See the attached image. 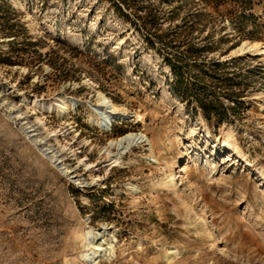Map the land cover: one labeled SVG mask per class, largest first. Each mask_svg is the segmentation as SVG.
Listing matches in <instances>:
<instances>
[{
	"label": "rangeland",
	"instance_id": "rangeland-1",
	"mask_svg": "<svg viewBox=\"0 0 264 264\" xmlns=\"http://www.w3.org/2000/svg\"><path fill=\"white\" fill-rule=\"evenodd\" d=\"M263 47L264 0H0V264H86L87 222L112 234L97 264H264ZM98 92L132 119L102 131ZM57 94L64 117L32 105ZM128 132L154 149L113 165ZM171 158L175 190L156 185Z\"/></svg>",
	"mask_w": 264,
	"mask_h": 264
},
{
	"label": "bare ground",
	"instance_id": "bare-ground-1",
	"mask_svg": "<svg viewBox=\"0 0 264 264\" xmlns=\"http://www.w3.org/2000/svg\"><path fill=\"white\" fill-rule=\"evenodd\" d=\"M117 43L122 44L123 40L119 39L117 40ZM258 48H259V42H251V43L244 42L239 48L232 50L231 53H233L232 55H234V53H238V54L246 53L247 51L258 52ZM260 53H264V47L263 49H261ZM67 100L68 98L64 94H57L54 96V100L51 103L41 102L38 99H33L32 105L42 110H48L49 112H56L59 117H64L67 111V107L65 106V104L67 103ZM71 102L73 106L75 104L76 105L78 104L77 100L76 101L71 100ZM97 107L99 111L95 112L96 115L94 117L91 115L89 119L92 123L97 124L99 128L102 129V131H106V129L102 127L103 123L105 124L106 127H108L112 122L120 123L121 121L127 118H130L129 120H131L132 119L131 117H133L135 114V112L130 111L123 106L114 104L113 101H111L105 94L100 93V92L97 93ZM32 127L33 126H30V128ZM30 132L32 133V138H33L32 140L36 142L41 141L42 138H41V135L37 133V129H31ZM108 132H110V130H108ZM191 133L194 134V131L191 130ZM108 145H109L108 147H116L118 149V153L113 154V156L109 158V162L113 165H119L120 163H122V159H121L122 155H125L124 153L126 152H131L130 150L132 146H147L146 150L152 152L154 149L155 143L149 137H147V135L144 133L137 134L133 132H128L116 139L110 140ZM42 148L45 154L49 155V159L52 160L55 165H59V167H61L59 169L63 174H65L66 176L67 175L69 176L73 173L71 172L70 169H68L69 167L65 165L64 163L65 159L63 158L62 154H57V151H55L52 146L49 147V146H46L45 144H42ZM222 148L231 149L239 156L244 155L242 154L240 149L236 146V144L234 143V141L229 135L223 138ZM145 158L148 159L149 161L155 160V162L158 163V159L155 157L153 153H151L150 158L149 157H145ZM179 162H180V159L178 158H171L169 160H165L164 164L168 168L169 174L165 177H162L156 185H158L160 188L175 190V187L177 184L174 181L173 171H174V168L179 166ZM92 166L93 164L90 163L87 166V168L89 169ZM70 179H73L74 182L77 184L85 183L84 180L79 181L77 174L71 175ZM126 188L128 191L134 193L138 189V186L134 184H128ZM208 233H210V231ZM111 236L112 234L110 233V231L104 226L100 229L95 230L90 225H88V222L84 223L82 227L77 229L74 233V238L78 240L79 250L77 251V253L79 257L83 258L86 264H97L101 259L107 256V254L109 253L111 247L107 245V241L110 240ZM210 238H214V237H210ZM214 242H216V240H214ZM177 254L178 252L175 249H171V252L166 257V259L169 261L171 259L173 260V257L176 256ZM76 261H77L76 258H73L72 260H66V264H76L77 263Z\"/></svg>",
	"mask_w": 264,
	"mask_h": 264
},
{
	"label": "trees",
	"instance_id": "trees-1",
	"mask_svg": "<svg viewBox=\"0 0 264 264\" xmlns=\"http://www.w3.org/2000/svg\"><path fill=\"white\" fill-rule=\"evenodd\" d=\"M169 66H170V68H171V70H172L174 76L177 77V76H178V73H177V71H176V66L173 65V64H171V63L169 64ZM206 116H208V115L206 114Z\"/></svg>",
	"mask_w": 264,
	"mask_h": 264
}]
</instances>
